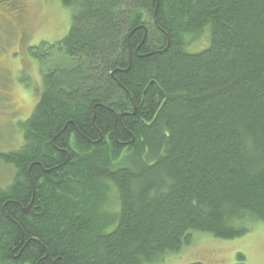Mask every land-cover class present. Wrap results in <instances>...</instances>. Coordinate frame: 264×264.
I'll return each instance as SVG.
<instances>
[{"label": "trees", "instance_id": "trees-1", "mask_svg": "<svg viewBox=\"0 0 264 264\" xmlns=\"http://www.w3.org/2000/svg\"><path fill=\"white\" fill-rule=\"evenodd\" d=\"M61 2L68 34L31 50L71 64L0 153V264H156L264 222V0Z\"/></svg>", "mask_w": 264, "mask_h": 264}, {"label": "rangeland", "instance_id": "rangeland-1", "mask_svg": "<svg viewBox=\"0 0 264 264\" xmlns=\"http://www.w3.org/2000/svg\"><path fill=\"white\" fill-rule=\"evenodd\" d=\"M3 2L0 0V153L23 144L21 125L34 111L43 87V71L71 64L61 51L53 52L52 58L42 63L31 47L61 40L72 22V10L61 0H17L12 9ZM207 30L208 39L202 34L198 40H191L189 52H199L210 45L209 27ZM13 172L0 162V185L10 180ZM238 253L245 255L246 264H264V222H254L247 234L233 239L194 233L190 245L178 253H168L156 264H235Z\"/></svg>", "mask_w": 264, "mask_h": 264}]
</instances>
